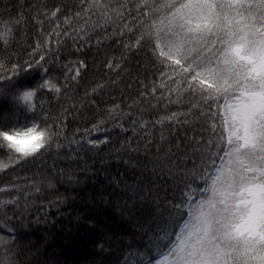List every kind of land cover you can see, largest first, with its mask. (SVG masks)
<instances>
[{
  "label": "snow or ice",
  "instance_id": "6c2138e0",
  "mask_svg": "<svg viewBox=\"0 0 264 264\" xmlns=\"http://www.w3.org/2000/svg\"><path fill=\"white\" fill-rule=\"evenodd\" d=\"M71 8L75 10L69 12L62 5L48 8L40 0H0V91L37 68L50 74L51 67L60 63L67 69L63 83L46 76L36 91L13 95V102L32 119L23 130L0 128V158L14 161L7 166L13 170L36 166L53 150L68 157L78 154L85 143L98 148L110 138L93 140L92 133L119 127L131 132L120 150L131 155L143 145L146 163L136 164L140 174L147 172L146 179L155 176V183L163 180L162 188L167 186L163 199L161 189L153 199L152 188L145 189L143 182L126 186L129 199H142L150 206L151 217L145 251L133 264H264V0H74ZM60 15L65 19L57 24ZM97 16L109 26L118 21L122 27L108 32V27L94 23L69 31L72 19L87 22ZM45 22L51 30L45 29ZM30 24L38 30L35 43L23 49L27 53L23 63L14 61L10 48ZM96 29H101L97 37L105 40L125 37L120 40L124 48L120 61L125 54L147 48L161 77L159 88L175 92L177 99L141 80L136 95H128V125L119 116L111 126L101 119L91 131L69 139L67 120L74 110L62 107L54 115L50 105L33 100L43 89L50 90L57 104L72 99L69 81L78 82L87 65L83 60L61 63L59 52L69 39L79 50L91 42L88 33ZM53 35L55 51L43 38ZM105 67L125 70L114 59ZM108 86L98 83L85 96L95 103L92 97ZM149 93L156 101L154 108L165 99L171 104L191 98V103L184 111L156 113L152 122L142 112L133 119L137 114L132 108L144 107ZM124 106L121 101L113 107ZM153 146L157 151L148 152ZM5 171L6 166L0 165V172ZM21 196L27 198L23 186L0 181V229L7 233L0 234V264H16L15 229L9 224L15 215L9 217L8 212L26 211L20 207ZM130 259L131 255L125 256L122 264Z\"/></svg>",
  "mask_w": 264,
  "mask_h": 264
},
{
  "label": "trees",
  "instance_id": "16d2710c",
  "mask_svg": "<svg viewBox=\"0 0 264 264\" xmlns=\"http://www.w3.org/2000/svg\"><path fill=\"white\" fill-rule=\"evenodd\" d=\"M40 2L48 8L62 5L69 12L75 10L71 8L74 0ZM64 19L65 16L60 15L56 23L61 24ZM94 23L108 27V32L122 27L118 21L109 26L97 16L87 22L72 19L69 31L85 26L90 28ZM44 27L51 30L47 22ZM37 31L36 25L30 24L25 30L27 35L22 32L19 39L14 41V46L8 53L14 61L20 59L23 63L27 58L23 49L35 43ZM98 31L101 29L89 31L91 42L82 44L79 50L69 39L67 45L59 52L61 63L83 60L87 65L81 70L82 76L78 82L69 81L73 83V90L68 94L72 99L57 104L51 98L50 90L43 89L38 91L33 100L34 104L50 105L49 110L54 115H59L62 107L74 110L67 120L69 139L73 134L84 135L86 130L91 131L93 125L101 119L111 126L112 120L119 116L120 122L128 125V117L125 115L128 112V95H136L141 80L149 86L155 84L165 97L171 95L173 101L177 99L175 92L169 94L165 89L159 88L161 77L153 62L149 60L151 53L147 48L141 53L125 54L124 60L120 61L121 53L124 52L120 40L125 37L117 36L105 40L97 37ZM43 38L50 41V50L57 49L55 35ZM7 39L11 40L12 37ZM60 39L63 40V37ZM109 59L119 61L125 70L113 71L106 68L105 64ZM66 70L60 63L51 67L50 74L37 68L24 73L10 87L0 91V117H3L0 118V128L16 127L23 130L30 126L31 114L13 102V95L22 90L36 91L46 76L55 77L63 83V73ZM70 71H75V65ZM165 82L168 83L167 80ZM98 83L109 86L101 94L92 97L95 103H90V97L85 96V92L91 93V88ZM128 85L132 87H126ZM121 101L125 106L115 109L113 106ZM190 103L191 98L183 103L171 104L165 99L159 108H154L156 101L149 93V97L144 100V107L132 108L133 113L137 114L133 119L142 112L144 118L152 122L156 119V113L184 111ZM160 127L162 126L156 125L157 129ZM130 135L131 132H122L119 127H111L107 132H93L91 139L102 140L107 137L110 138L109 142L101 144L98 148L85 143L78 149V154L73 153L68 157L64 154L57 156L53 150L42 163L36 166L28 165L23 169L13 170L7 166L14 161L0 158V165L6 166V171L0 172V181L19 184L27 192V198H20V207L26 208V211L19 215L8 212L9 217L15 215V219L10 220L9 224L15 229L16 246L12 250L16 253V264H122L123 258L129 255V264H133V261L139 258V254H142L146 247L145 232L150 226V206L142 199H129L131 193L127 192L126 186L135 187L143 182L145 189L152 188L153 199L157 189H161L159 196L163 199L167 186L162 188L163 180L155 183V176L150 180L146 179L147 172L143 176L140 174L142 169L136 167V164L138 161L140 164L146 163V148L143 145L139 152L131 155L120 150L124 137ZM156 140H160L159 131L156 132ZM168 147L166 145L165 150ZM53 148L55 149L54 145ZM64 151L69 150L65 148ZM147 151L155 153L157 149L153 146ZM148 159H152V156L149 155ZM28 177H35V180L26 179ZM37 186L39 191L35 190ZM171 195L169 192V196ZM0 234L7 235L2 229Z\"/></svg>",
  "mask_w": 264,
  "mask_h": 264
}]
</instances>
